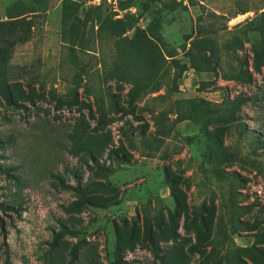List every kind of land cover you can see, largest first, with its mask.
<instances>
[{
    "label": "rangeland",
    "instance_id": "obj_1",
    "mask_svg": "<svg viewBox=\"0 0 264 264\" xmlns=\"http://www.w3.org/2000/svg\"><path fill=\"white\" fill-rule=\"evenodd\" d=\"M237 1L164 0L167 22L158 30L138 0H0V20L23 15L27 32L6 61L7 81L24 99L22 107L0 99V264L7 252L13 264H67L76 246L72 264H112L118 249L130 264H199L212 248L223 259L255 243L264 223L254 232L246 224L264 220V68L250 83L225 74L252 64L259 13L221 21L227 29L204 50L217 53L219 65L215 59L210 71L190 69L177 84L161 46L163 40L185 59L196 28L216 25L209 14H230ZM114 28L133 71L158 64L153 76L160 90L132 106L126 98L131 85L123 82L120 93L106 79L117 55ZM75 87L79 104L60 105ZM108 94L120 114L110 112ZM101 96L107 117L99 125ZM237 98L245 100L237 118L207 130L181 117L176 105L189 99L225 105ZM78 125L87 139L75 138ZM142 138L153 142L150 150ZM92 147L99 164L114 170L107 180L94 178ZM219 148L238 159L227 162ZM95 181L113 191L92 187ZM236 206L251 208L241 213ZM202 207L205 226L194 220ZM145 218L155 245L144 239ZM63 227L76 235L62 234L52 248Z\"/></svg>",
    "mask_w": 264,
    "mask_h": 264
},
{
    "label": "trees",
    "instance_id": "obj_2",
    "mask_svg": "<svg viewBox=\"0 0 264 264\" xmlns=\"http://www.w3.org/2000/svg\"><path fill=\"white\" fill-rule=\"evenodd\" d=\"M139 9L141 10L142 15H150L153 18L155 23V27L158 30H162L167 22V18L165 16L166 10L169 8V4H165L164 0H138ZM250 3V4H249ZM260 3V4H259ZM247 5V6H244ZM236 11L229 13H210L209 16L212 18L213 25L210 27L207 26H198L196 28V39L191 43V47L185 52V59H178V51L174 48H169L168 44L162 40V47L166 48V52L164 53L165 58L170 59V64L172 68L175 70L174 84H177V81L183 76V74L190 70L194 69L197 72H205L210 71L215 59L216 64L219 65L220 58L218 54L214 53L210 55H206L204 50L206 46H212L214 44L213 38L220 34V32L227 29L228 22L236 18L238 15H243L249 12H257L259 13V17L256 22L259 21L260 24L258 27L253 30L257 32L259 37L251 40L252 46V64L248 65L247 63H240L236 67H232V72L230 74L226 73V78L234 79L237 81H242L244 83H250L252 81L254 74H260L262 69L264 68V0H260L259 2H249V0H238L235 4ZM23 15L11 17L7 21L0 20V99L4 101V103L11 107H22L19 104L24 99L20 96L19 92L14 89V86L9 84L8 79V66L6 61L8 60L7 53L9 51H13V49L18 45L26 41L27 32L24 31L22 25L25 23V18H22ZM221 21H225L226 23L220 24ZM24 33V34H23ZM111 36L116 39L118 44L117 46V55L114 61V68L110 72L106 74V79L116 82V90L118 92H122L124 89L123 82L131 85V89L126 94L127 102L129 105H133L135 101L141 98L144 94L155 93L160 90L157 82L154 80L153 73H157V65H153V67H149L148 65H144L142 68H135L133 71V67L129 64L131 63L128 59V55L124 53V51L119 47L120 41L118 37L120 34L117 32V29H113L111 32ZM76 39H80V36H77ZM216 56V57H215ZM128 66V67H127ZM146 68V72L143 70ZM153 68V70L151 69ZM78 88H72L67 93L66 99L59 100L58 103L60 105H66L71 108L73 106H77L79 104V100L77 97ZM90 91V90H89ZM109 102L108 108L110 112L114 114H120L121 109L116 100V97L108 94ZM245 102V100L241 98L234 99L233 101L227 102L225 105L212 103L205 99H193V100H178L176 101V105L178 108V114L190 120L196 124L202 126L203 130H207L213 124L219 122H231L234 121L237 117V111L241 107V105ZM98 113L99 116V125H102L107 117V112H105V100L101 96L98 98ZM88 133L83 126L78 125V129L75 130V138H85L87 139ZM141 144L145 149L150 150L152 148L153 142L147 140L146 138H142ZM95 149L92 147L91 150L88 151V155L93 162V166L96 167L94 171V178L96 179H104L107 180L111 175L114 174V170L109 167H102L97 161L98 156L96 155ZM114 159H116L120 164L128 163V159L126 156H120L119 152H113L110 150L109 152ZM218 155L222 159H225L229 163H233L238 159L237 154L228 153L225 149L219 148ZM216 156V153H215ZM240 183V181H238ZM92 187L96 186L98 189L102 191L112 192L110 184H106L103 182H92ZM241 187V186H240ZM76 190L80 191V187L77 186ZM236 196L235 193H233ZM251 207H237L236 209L241 213H247ZM206 212L205 207L201 208V214H194V220H200L202 225L205 226L204 218L202 215ZM264 223V220L255 221L251 226L246 224V229L249 231H257L259 227ZM160 229V228H159ZM2 233L5 235L4 226L2 224ZM62 234H70L76 235L72 231L63 227V233L59 234L54 239V244L52 248H54L60 241V237ZM255 238V243L252 246H248L246 248H238L235 253L227 255L226 258H218V251L215 248H212L210 253L202 258L199 264H247V260H249L252 264H264V231L257 232L253 234ZM6 238V237H5ZM144 239L150 244L155 245V237L153 236V229L148 223V219H144ZM79 246H76L75 249L71 252L70 263L72 264L77 260V249ZM8 251V250H6ZM232 255V256H231ZM5 264H13L10 258V255L7 252V257ZM112 264H130L124 260V257L121 254L120 249H118L115 253V261Z\"/></svg>",
    "mask_w": 264,
    "mask_h": 264
}]
</instances>
